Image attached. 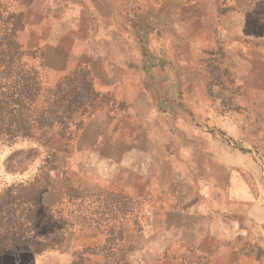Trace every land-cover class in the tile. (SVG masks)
Returning a JSON list of instances; mask_svg holds the SVG:
<instances>
[{
	"label": "rangeland",
	"instance_id": "1",
	"mask_svg": "<svg viewBox=\"0 0 264 264\" xmlns=\"http://www.w3.org/2000/svg\"><path fill=\"white\" fill-rule=\"evenodd\" d=\"M88 1L31 0L24 7L20 0H0L1 17L23 11L20 41L34 51L25 61L36 66L41 83L34 105L24 104L23 111L42 115L40 125L52 136L45 144L32 136L0 141V240L6 230H20L22 235L9 233L4 240L55 242L40 251L27 243L1 249L0 264H264L263 243L253 222L245 221L236 182L219 178L220 193L209 191L208 147L195 151L203 160L196 191L170 163L165 169L160 162V155L179 153L172 143L180 138L174 118L156 110L168 129L162 128V139L172 147L165 152L152 145L146 108L154 84L133 71L91 66L79 57V49L87 51L86 40L94 49L95 41L66 36V18L81 23L79 14L95 9ZM97 1L110 22L112 0ZM178 1L201 24L197 35L184 38L199 63L200 83L184 92L171 78L168 85L182 96L177 99L189 108L194 126L203 127L200 139L210 137L254 162L259 156L264 165V84L247 82L244 75L264 59V0ZM97 19L89 21L96 25ZM95 25L93 31L101 30ZM98 46L102 51L104 40ZM225 118L236 123L239 136H225ZM199 137L194 133L189 141ZM223 185L229 186L227 195Z\"/></svg>",
	"mask_w": 264,
	"mask_h": 264
},
{
	"label": "crops",
	"instance_id": "2",
	"mask_svg": "<svg viewBox=\"0 0 264 264\" xmlns=\"http://www.w3.org/2000/svg\"><path fill=\"white\" fill-rule=\"evenodd\" d=\"M172 2L173 0H112L114 8L110 12V22H107L104 19L109 13L98 10L97 0H89L88 3L96 10L89 9V14L80 13L81 23L74 20L77 18L75 16L66 18L70 23V29L66 30L65 34L70 37L80 35L95 41V49L87 40L85 44L87 51L82 52L79 49L81 52L79 57L88 63L91 62V66L124 68L139 74L143 83L154 84L152 92L147 91L150 107L146 108L150 111L147 116L150 121L149 128L152 131L150 134L152 145L159 150L163 148L165 152H167L168 145L173 146L175 151L179 152L174 155H167V153L160 155V162L164 164L165 169L170 163L173 170L177 169V178L196 191L201 188L197 179L202 173L200 163L203 160L195 151L201 145L208 147L210 154L207 157V173L208 178L212 180L208 185L211 187L209 191L214 195L220 193L216 189L218 188L216 184L219 183L216 179L223 178L224 181L229 179L236 182L235 195L238 196L240 209L244 211L245 221L250 219L253 222L255 233L264 246V165L262 159L254 156L258 161L254 162L252 158H248L243 153H231L227 145L225 147L217 140L205 135L203 139H200L203 127L194 126L188 117L189 108L183 106L177 99V96L181 99L182 96L176 95L177 91L174 92L168 85L171 78L184 92L194 87L197 82L200 83V66L191 55L192 45L188 41L184 42V38L188 39L198 34V29L201 27L200 21L196 20L197 17L188 14L189 8L184 10L183 1L176 0L177 5L174 7L170 5ZM94 16L101 22L97 19L95 25L93 20L89 21ZM260 17L263 21L261 12H258L255 19L259 20V23ZM261 23L256 27L257 32L263 30ZM93 24L101 27V30L93 31ZM92 34L96 35L95 38H91ZM102 40L105 43V53L102 52L105 48L100 51L98 46ZM108 50L111 53L109 55H107ZM244 75L247 82L264 84V59L256 60ZM190 94L194 96L196 91ZM156 110L163 117L174 118L172 129L177 132L180 139L173 142L172 146L168 138L163 137L162 139V128L165 132L168 129L164 126L165 123L162 124L163 121L162 123L157 121ZM224 127L227 132L225 136L230 138L239 136V127L230 118L224 119ZM185 129L190 130L191 134ZM156 132H159L158 137ZM194 133L197 134V138L199 137L196 143L189 141ZM248 145L250 147L251 144H244V146ZM224 185L226 186L225 182ZM230 186H232L231 181ZM223 190L222 192L227 195L229 186L227 185ZM213 200H215L214 197ZM182 209L185 210V208ZM207 238L210 237L207 235ZM201 242H204V238Z\"/></svg>",
	"mask_w": 264,
	"mask_h": 264
},
{
	"label": "trees",
	"instance_id": "3",
	"mask_svg": "<svg viewBox=\"0 0 264 264\" xmlns=\"http://www.w3.org/2000/svg\"><path fill=\"white\" fill-rule=\"evenodd\" d=\"M30 2L31 0H20L24 7ZM1 14L0 12V141L16 136H32L45 144L52 136L40 125L44 118L42 115L25 113L22 108L24 104L30 107L34 105L41 86L36 66L33 63L27 66L25 61L28 56L34 58V51L24 47L20 41V34L26 25L23 11L13 9L5 17H1ZM69 137L68 132L66 138ZM1 206L0 201V212ZM52 232L48 230L46 234ZM3 233L0 250L13 249L16 243H27L28 247H33V251H40L55 243L33 240V237L6 241L4 239L9 233L12 237L23 233L20 230H6Z\"/></svg>",
	"mask_w": 264,
	"mask_h": 264
}]
</instances>
